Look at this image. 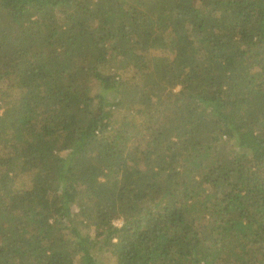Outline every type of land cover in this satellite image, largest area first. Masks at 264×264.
Instances as JSON below:
<instances>
[{"label":"trees","instance_id":"obj_1","mask_svg":"<svg viewBox=\"0 0 264 264\" xmlns=\"http://www.w3.org/2000/svg\"><path fill=\"white\" fill-rule=\"evenodd\" d=\"M0 264H264V0H0Z\"/></svg>","mask_w":264,"mask_h":264},{"label":"rangeland","instance_id":"obj_2","mask_svg":"<svg viewBox=\"0 0 264 264\" xmlns=\"http://www.w3.org/2000/svg\"><path fill=\"white\" fill-rule=\"evenodd\" d=\"M177 89V88H176Z\"/></svg>","mask_w":264,"mask_h":264}]
</instances>
